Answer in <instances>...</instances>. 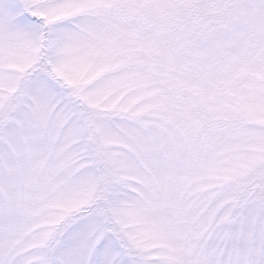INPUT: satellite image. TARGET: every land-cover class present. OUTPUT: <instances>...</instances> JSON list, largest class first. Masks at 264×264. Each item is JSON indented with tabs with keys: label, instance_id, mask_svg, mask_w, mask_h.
I'll list each match as a JSON object with an SVG mask.
<instances>
[{
	"label": "snow or ice",
	"instance_id": "snow-or-ice-1",
	"mask_svg": "<svg viewBox=\"0 0 264 264\" xmlns=\"http://www.w3.org/2000/svg\"><path fill=\"white\" fill-rule=\"evenodd\" d=\"M0 264H264V0H0Z\"/></svg>",
	"mask_w": 264,
	"mask_h": 264
}]
</instances>
